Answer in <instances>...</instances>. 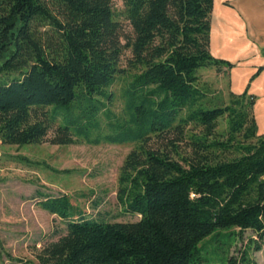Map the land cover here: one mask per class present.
Listing matches in <instances>:
<instances>
[{"label": "trees", "instance_id": "trees-1", "mask_svg": "<svg viewBox=\"0 0 264 264\" xmlns=\"http://www.w3.org/2000/svg\"><path fill=\"white\" fill-rule=\"evenodd\" d=\"M120 2L0 0V144H132L115 200L138 219L84 218L68 196H45L39 208L64 229L34 259L212 264L215 253L234 264L227 251L249 230L257 240L239 256L251 264L264 240V133L254 96L213 100L199 81L201 69L232 68L208 49L212 0ZM117 81L120 117L109 110Z\"/></svg>", "mask_w": 264, "mask_h": 264}, {"label": "rangeland", "instance_id": "rangeland-1", "mask_svg": "<svg viewBox=\"0 0 264 264\" xmlns=\"http://www.w3.org/2000/svg\"><path fill=\"white\" fill-rule=\"evenodd\" d=\"M110 3L115 10H120V0H110ZM197 75L208 97L225 101L228 75L224 69L205 68ZM120 87L119 81L111 86L113 98L109 105L111 113L118 117L123 108ZM99 120L100 130L107 133L106 120L102 116ZM223 125L219 123V131ZM50 135L51 132L47 138ZM131 148V143L103 142L98 145L0 144V264H37L35 252L63 232V223L39 208L38 202L45 196H68L84 218L136 221L138 217L123 214L115 200L118 169ZM253 240H257L254 233L242 232L241 238L227 251L234 264H241L239 253L251 247ZM258 244V251L248 249L251 264H264V240ZM216 256L215 253L211 256L212 264H225Z\"/></svg>", "mask_w": 264, "mask_h": 264}, {"label": "crops", "instance_id": "crops-1", "mask_svg": "<svg viewBox=\"0 0 264 264\" xmlns=\"http://www.w3.org/2000/svg\"><path fill=\"white\" fill-rule=\"evenodd\" d=\"M208 49L232 64L228 91L254 96L256 133H264V0H212Z\"/></svg>", "mask_w": 264, "mask_h": 264}]
</instances>
